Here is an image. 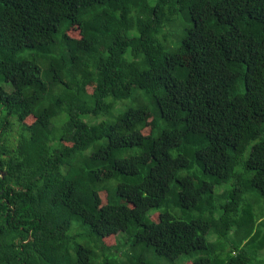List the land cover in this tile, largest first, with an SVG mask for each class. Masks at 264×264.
Masks as SVG:
<instances>
[{"label": "trees", "instance_id": "16d2710c", "mask_svg": "<svg viewBox=\"0 0 264 264\" xmlns=\"http://www.w3.org/2000/svg\"><path fill=\"white\" fill-rule=\"evenodd\" d=\"M263 251L264 0H0V264Z\"/></svg>", "mask_w": 264, "mask_h": 264}, {"label": "rangeland", "instance_id": "374dc122", "mask_svg": "<svg viewBox=\"0 0 264 264\" xmlns=\"http://www.w3.org/2000/svg\"><path fill=\"white\" fill-rule=\"evenodd\" d=\"M181 20H182V21H181L180 23H181V25H183V26L192 24V22L188 20V14H186V13H183V14H182V19H181ZM120 103H121V105L118 107V109H119L118 112H113L111 117H115V116L119 113V111H123V110H125L127 107H129L130 105H132V104L134 103V98L131 97V98H129V99H126V100L120 101ZM90 120L93 121V122L96 121V119H92V118H90ZM14 133L16 134V131H15ZM252 193H253L254 195H256V196H254V199H255V198H258V200H254L253 203H254L256 209H259V210L261 211L260 206L263 204V199L257 195V192L254 191V192H252ZM260 204H261V205H260ZM154 212H156V210H152V211L150 212V214H151V213H154ZM125 239H126V235H124V234H120V235L118 236V241H119V242L122 241V240L125 241ZM263 253H264V251H263ZM151 254H152L151 256H152L153 258H156V260H159V261L161 260L159 257H157L156 253H155L153 250H152V253H151ZM263 255H264V254H263ZM193 258H194V256L192 257L191 255H186V254H185V255L180 256V257L177 259L176 263H177V264H190L189 262H190V260H192ZM258 262L264 264V259H259Z\"/></svg>", "mask_w": 264, "mask_h": 264}]
</instances>
